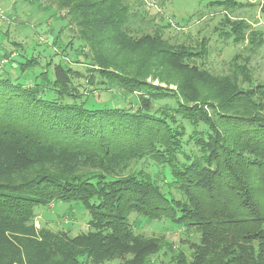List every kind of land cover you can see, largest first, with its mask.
Segmentation results:
<instances>
[{"label": "trees", "instance_id": "1", "mask_svg": "<svg viewBox=\"0 0 264 264\" xmlns=\"http://www.w3.org/2000/svg\"><path fill=\"white\" fill-rule=\"evenodd\" d=\"M62 1L74 60L60 36L47 64L0 51V264H158L169 251L173 264H264V86L239 65L202 71L205 42L197 53L160 29L134 34L129 0ZM225 20L235 45L254 29ZM250 37L259 49L263 34ZM73 202L86 232L37 230V207ZM133 216L198 235L193 252L139 233Z\"/></svg>", "mask_w": 264, "mask_h": 264}, {"label": "rangeland", "instance_id": "2", "mask_svg": "<svg viewBox=\"0 0 264 264\" xmlns=\"http://www.w3.org/2000/svg\"><path fill=\"white\" fill-rule=\"evenodd\" d=\"M15 1L0 0V12H3V16L0 17L1 52L14 50L20 55L17 61L39 55L42 64H47L50 56L55 54L47 43H51L55 37L60 36L64 42H68V39L73 40L75 51H69V58L75 59L81 41L79 40V28L77 29L76 26L72 29L66 27V22L68 23L71 18L69 15L71 7L68 4L63 3L62 0H46L45 2L44 0H17L14 4ZM211 1L141 0L142 6L139 7L136 0H129L133 11L139 10L141 13L138 20L131 22L130 27L134 30L133 33L139 36L143 33L154 34L157 29H160L170 43L185 44L192 47L193 51L197 53L201 51L200 46L205 42L208 45L207 55L203 59H195L196 63L194 62L196 66L202 68V71L205 70L208 74L215 76H228L232 73L233 67L239 65L251 75L254 88L264 86V0H233L232 7L240 6V4L241 7L230 9L224 6L210 7ZM226 15L231 20L242 19L253 26V30L246 32L248 39L243 44L235 45L233 36H225V38L220 36L222 29L226 32L230 30V28H223ZM254 30L263 34V43L257 50L254 49V45L258 43L254 42L252 45L250 39ZM13 42L22 45V47H16ZM87 52L86 50L85 53ZM53 59L55 62H59L63 57L54 56ZM8 68L6 66V69ZM40 71L42 68L36 70L37 73ZM15 72L14 70L10 72L14 78L17 76ZM180 78L181 76H178L177 80ZM82 81L84 82V80ZM154 85L173 90L178 87L177 82L166 85L155 81ZM249 87L248 84L243 86L245 89ZM115 104L117 103L115 102ZM35 213L38 231L40 228L46 227L54 232H68L74 237L86 232L91 220L90 215L82 209L80 204L74 202L39 206L35 209ZM131 221L134 223L136 231L141 234L148 237H165L168 242L174 245L176 254L180 251L193 252L190 249V244L196 243L198 240V235L190 234L185 230L175 231L170 228L167 230V224L153 223L135 216L131 217ZM165 251L168 252V250ZM173 256L170 251L166 256L161 254L158 257V264H173L171 261ZM106 264H119V261Z\"/></svg>", "mask_w": 264, "mask_h": 264}, {"label": "built area", "instance_id": "3", "mask_svg": "<svg viewBox=\"0 0 264 264\" xmlns=\"http://www.w3.org/2000/svg\"><path fill=\"white\" fill-rule=\"evenodd\" d=\"M3 16V12H0V17H2ZM4 62H2V64H3Z\"/></svg>", "mask_w": 264, "mask_h": 264}, {"label": "crops", "instance_id": "4", "mask_svg": "<svg viewBox=\"0 0 264 264\" xmlns=\"http://www.w3.org/2000/svg\"><path fill=\"white\" fill-rule=\"evenodd\" d=\"M17 1V0H16ZM16 1L15 2H13L14 4H16ZM46 0H44V2H45ZM18 3V2H17ZM43 3V2H42ZM46 5V4H45ZM47 6V5H46ZM49 7V6H48Z\"/></svg>", "mask_w": 264, "mask_h": 264}]
</instances>
